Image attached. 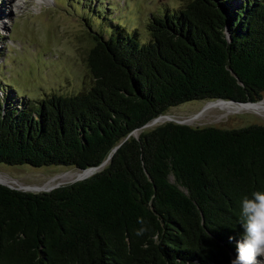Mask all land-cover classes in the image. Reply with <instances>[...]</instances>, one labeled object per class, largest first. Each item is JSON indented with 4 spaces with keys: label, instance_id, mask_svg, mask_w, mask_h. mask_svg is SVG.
Returning a JSON list of instances; mask_svg holds the SVG:
<instances>
[{
    "label": "trees",
    "instance_id": "trees-1",
    "mask_svg": "<svg viewBox=\"0 0 264 264\" xmlns=\"http://www.w3.org/2000/svg\"><path fill=\"white\" fill-rule=\"evenodd\" d=\"M232 2L187 0L151 17L144 43L95 33L86 91L0 98L1 163L82 171L109 157L50 191L0 183V264H230L242 197L264 191V126L131 133L188 101L261 100L264 0Z\"/></svg>",
    "mask_w": 264,
    "mask_h": 264
},
{
    "label": "rangeland",
    "instance_id": "rangeland-1",
    "mask_svg": "<svg viewBox=\"0 0 264 264\" xmlns=\"http://www.w3.org/2000/svg\"><path fill=\"white\" fill-rule=\"evenodd\" d=\"M186 1L0 0V98L12 101L15 98L16 102L21 99L32 106L53 93L73 95L86 91L93 83L86 56L95 33L107 38L121 27L125 34H136L144 43L149 38L147 23L151 17L164 16L166 11L177 10ZM238 1L233 0L232 4L237 5ZM263 99L264 92L261 100L254 103ZM205 102L188 101L168 108L165 115L179 121L197 116L195 121H183L193 127L264 126V112L202 110ZM156 125H146L135 134L138 136L142 130ZM76 171L79 169L73 166L33 167L0 162V175L24 186H42L56 177L59 178L53 187L68 184L76 179L62 181L61 176ZM11 181L6 184L19 187ZM235 256L236 251L231 253V260Z\"/></svg>",
    "mask_w": 264,
    "mask_h": 264
},
{
    "label": "clouds",
    "instance_id": "clouds-1",
    "mask_svg": "<svg viewBox=\"0 0 264 264\" xmlns=\"http://www.w3.org/2000/svg\"><path fill=\"white\" fill-rule=\"evenodd\" d=\"M241 218L243 233L236 241V256L230 264H264V191H252L242 197ZM138 223L144 225L145 221L138 218ZM147 231V227H141L135 234L140 237ZM233 239L229 237L230 241Z\"/></svg>",
    "mask_w": 264,
    "mask_h": 264
},
{
    "label": "bare ground",
    "instance_id": "bare-ground-1",
    "mask_svg": "<svg viewBox=\"0 0 264 264\" xmlns=\"http://www.w3.org/2000/svg\"><path fill=\"white\" fill-rule=\"evenodd\" d=\"M207 104H206L204 110H206V109H212V110L218 109V110H221L222 112L227 111V113L231 112V111H239L240 112L241 110L252 111V112H257V113H263L264 112V99L260 103L258 102V104L257 103L237 104V103H228V102H221V101L207 103ZM235 113H237V112H235ZM169 118H172V117L161 116L158 119L149 122L148 126L156 125L160 122L169 120ZM196 118H198V117L197 116L191 117V118L185 119L183 121L185 123L192 122L193 120L194 121L197 120ZM89 173L90 172H88V171H76V172L70 173L69 175L61 176L60 180L66 181L67 178H69V179H77V178L81 179V178L87 176ZM57 178H59V177L51 179L50 181L44 183L42 186H24L22 184H18L16 181L9 180L7 177H5V175L4 176L0 175V182L6 184V183H10L9 181H11L13 183V185L14 184L19 185L20 188L26 189L27 191L40 192V191L51 189L54 186L55 180Z\"/></svg>",
    "mask_w": 264,
    "mask_h": 264
},
{
    "label": "water",
    "instance_id": "water-1",
    "mask_svg": "<svg viewBox=\"0 0 264 264\" xmlns=\"http://www.w3.org/2000/svg\"><path fill=\"white\" fill-rule=\"evenodd\" d=\"M217 101L228 102V103H237V104L254 103V102H236V101H233V100L215 99V100H208V101H206L205 104H204L203 107H202V110L205 109V106H206L207 103H212V102H217ZM161 116H167V117H169L170 115H165V114L158 115L157 117L153 118L151 121H154V120L158 119V118L161 117ZM151 121H149V122H151ZM169 121H174V122H176V123L185 124L183 121H179V120H176V119H173V118H169ZM149 122L146 123V124H144L141 128H143V127H145L146 125H148ZM135 133H136V130H134L131 134H133V135L136 137L137 135H136ZM114 149H115V148H114ZM108 159H109V157L106 158V159H105V160H104L99 166H93V167H88V168L83 169L82 171H88V172H90V173H89L87 176H85V177H83V178H81V179H84V178L90 176L91 174L95 173L96 171H98L102 166H104V165L108 162ZM81 179L77 178L76 180H81ZM76 180H74V181H76ZM0 183H1V184H4V185H7V186L10 187V188H14V189H19V190L27 191L26 189H22V188H20V187H12L11 185H8V184L2 183V182H0ZM55 187H57V186H55ZM55 187H52L51 189H53V188H55ZM51 189H49V190H44V191H50Z\"/></svg>",
    "mask_w": 264,
    "mask_h": 264
}]
</instances>
